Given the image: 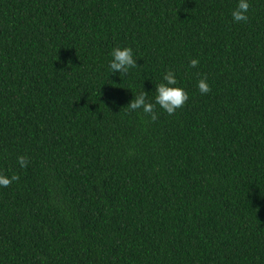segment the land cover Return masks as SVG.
I'll list each match as a JSON object with an SVG mask.
<instances>
[{"label":"trees","instance_id":"1","mask_svg":"<svg viewBox=\"0 0 264 264\" xmlns=\"http://www.w3.org/2000/svg\"><path fill=\"white\" fill-rule=\"evenodd\" d=\"M237 3L0 0V264H264V0ZM169 69L186 104L129 111Z\"/></svg>","mask_w":264,"mask_h":264},{"label":"clouds","instance_id":"2","mask_svg":"<svg viewBox=\"0 0 264 264\" xmlns=\"http://www.w3.org/2000/svg\"><path fill=\"white\" fill-rule=\"evenodd\" d=\"M250 8L249 0H238L236 7L232 10V18L234 22H247L249 19L248 11ZM112 59L109 62L111 73H119L120 76L127 74L130 68L138 66L137 58L133 54L130 46L114 47L111 52ZM199 64L198 58L190 61V66L195 68ZM164 83L156 85L155 102L147 100V92L143 91L134 96L128 105L129 111L142 110L143 114L150 117L151 121L158 119L156 105H159L168 115L176 113L177 109L182 108L189 99L188 92L178 84L175 72L171 69L167 70L163 76ZM197 86L201 94H207L211 91V87L207 81L206 75L198 80ZM17 161L21 168H27L29 160L25 155L17 157ZM19 176L13 174L11 177L0 173V186L8 187L13 181H18Z\"/></svg>","mask_w":264,"mask_h":264}]
</instances>
